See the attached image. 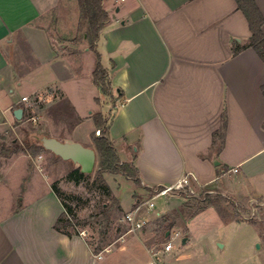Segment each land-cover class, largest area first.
<instances>
[{
  "label": "crops",
  "instance_id": "crops-1",
  "mask_svg": "<svg viewBox=\"0 0 264 264\" xmlns=\"http://www.w3.org/2000/svg\"><path fill=\"white\" fill-rule=\"evenodd\" d=\"M254 1L264 17V0ZM103 6L109 19L96 49L109 70L115 100L109 134L121 161L138 168L139 182L123 173H107L105 179L124 177L146 193L143 197L134 190L127 206L108 182L120 202L116 212L134 209L154 188L185 174L191 175L197 194L238 195L253 180L262 187L264 60L253 47H245L251 30L237 1L103 0ZM86 28L80 29L78 0H0V99L6 90L13 91L12 84L43 78L45 82L31 94L53 99L45 101L43 134L94 147L92 139L62 138L60 125L53 122L60 114L53 107L55 99L63 95L59 81L76 78L70 67L88 75L95 87L90 93L93 102L98 104L103 93L93 80L98 58L89 48ZM56 42L66 46L59 48ZM236 49L240 51L234 54ZM65 54L88 57L73 65L64 60ZM20 107L24 116L28 110L22 101L3 108L13 110L14 120L3 128L5 120L0 117V131L18 126L21 119L15 110ZM97 112L101 111L90 104L81 116L91 120L92 134ZM224 123V139L216 141L214 135ZM7 160L0 169L22 171L16 175L9 203L3 204L6 192L0 187V264H209L204 256L184 254L191 237L185 224L179 227L185 233L176 230L174 212H192L188 198L167 194L162 210L157 203L152 210L143 206L139 217L148 220L144 228L122 232L94 253L86 235H68L56 228L64 206L52 188V176L43 177L37 169L30 173L27 154ZM6 174H0V184ZM39 176L44 178L42 189L36 187ZM230 177L237 178L235 186L224 181ZM177 197L183 199L176 201ZM116 226L121 227L117 222ZM175 231L183 234L181 242L165 251L159 245L178 234Z\"/></svg>",
  "mask_w": 264,
  "mask_h": 264
},
{
  "label": "rangeland",
  "instance_id": "rangeland-1",
  "mask_svg": "<svg viewBox=\"0 0 264 264\" xmlns=\"http://www.w3.org/2000/svg\"><path fill=\"white\" fill-rule=\"evenodd\" d=\"M79 57L65 54L64 60L68 63L69 61L74 62L73 65H79L87 59L88 54ZM90 57L97 62L93 54ZM69 70L75 72L76 75L74 76L76 78L59 81L63 95L58 94L57 99H55V105L53 107L54 109H58L60 114L57 119H53V122L55 125H60L61 133L59 136L62 138L72 136L83 142H88L87 140L92 139L93 146V136L91 133L93 131V124L90 119L81 120V116L86 113L88 106L92 104L110 119L114 112V94L100 92L101 97L99 98V103L93 102L90 93L95 90V87L90 84L88 75L77 71L75 67H70ZM30 81L33 82H24L20 86L12 84L10 88L13 91L11 92L8 89L1 95L0 117L2 120H5V125L2 126L3 128L5 126L7 127L9 120H14L13 110L9 109L7 112H4L2 111L3 108L12 102L15 104L21 101L24 95L29 96L33 94L36 88L43 84L42 82H45L43 78L40 79L38 77L30 79ZM47 99L49 102L53 100L48 97ZM48 100L44 98L38 110L36 108L35 112L28 111L22 117L21 121L16 120L18 126L15 128L9 126L10 130L5 129L0 131V164L3 165L6 163L9 156L27 154L28 170L30 173L34 172V169H37L36 173H39L43 177H46L44 175L50 174L52 176V182H56L57 187L62 191L60 199H65L73 206L76 215L84 219L100 210L101 201L110 199L109 195H106L100 187L94 185V179L97 176L98 161L94 172L86 174L82 182L77 184L68 179L67 174L70 170L77 167L78 164L71 160H63L46 149L42 150L36 156L23 150V146L27 140L34 142V136H42L44 133L41 130L43 123L41 121V115L44 112L45 101L47 102ZM35 114L37 118L33 120L32 117ZM15 144L21 146V150L14 152ZM9 171L4 168L0 169L1 175L9 173L8 175L6 174V180H3L0 184V187L4 188L6 192L2 201L3 204H5L4 201L9 203L7 201H10L11 193L16 189V175L22 169L16 167ZM40 178L41 176L38 178V185L36 187L42 189L45 187V184L40 181L42 179ZM43 179L42 181H44ZM224 181L229 183V187L235 186L236 183L234 181H237V178L230 177L229 179H224ZM108 182L118 197L127 206L130 204L131 195L134 190L139 191L141 194L143 193V197L146 196V193L137 186L136 182L127 180L124 177L109 176ZM26 185L28 186V184ZM242 192L238 195H231L229 193L221 194L220 191L201 194L194 192L189 196L184 192L175 194L176 196L188 198L192 205V212L189 211V215L174 212V220L177 224L176 226H178L176 230L185 233L181 230L182 228H179L185 224L191 237V241L187 244L184 254L187 253L189 257L204 256L208 259L209 264H264V183L260 187V185H256V180H253L250 186L246 185L243 188ZM153 195L154 192L152 191L149 194V198ZM207 195L210 199H219L220 211L212 205L202 208V201L200 199ZM194 197H197L198 200ZM182 199V197H177L175 200L179 201ZM154 201L157 203V209L162 210L165 206L166 195L159 196ZM179 206L182 208L181 204ZM120 214V212H116V216ZM78 229L80 232H84L83 234L86 235L88 240H91L93 234L97 236L89 226H78ZM178 231H175V233H178V237L175 236L176 234H174L176 238L169 236L170 238L163 239L159 246L164 248L168 241L173 240L178 247L182 239L181 236L183 235ZM115 235L114 228L111 231V236Z\"/></svg>",
  "mask_w": 264,
  "mask_h": 264
},
{
  "label": "trees",
  "instance_id": "trees-1",
  "mask_svg": "<svg viewBox=\"0 0 264 264\" xmlns=\"http://www.w3.org/2000/svg\"><path fill=\"white\" fill-rule=\"evenodd\" d=\"M236 1L238 8L246 15L251 30L249 44L245 47H253L264 60V17L254 0ZM78 2L80 6V29L86 25V39L89 43V48L96 53L98 58L96 68L93 72L94 83L103 93H111L112 84L109 79V70L100 62V53L96 49L101 31L109 19L108 11L103 6V0H78ZM239 51L240 49L234 50V54ZM93 119L96 129L100 130L99 135H97L96 132L92 134L98 161L96 170L97 176L94 179V185L100 187L106 195H109L110 199L101 201L100 210L84 219L79 218L76 215L73 206L63 199L62 204L64 206V212L58 218L56 228L68 235H72L73 233L80 232L78 226H89L97 236L93 234L91 240H87V242L92 251L98 253L110 245L114 238L120 236L123 232L121 227L115 225L116 211L120 207V202L117 197L113 196L111 187L105 179V174L123 173L125 176L139 182V170L133 162L121 161L117 148L109 134L111 118L108 119L102 112H97L93 115ZM225 131L226 123H224L215 133L214 137L216 138V141L218 138H220V140L224 139ZM42 136H34V142L27 140L23 146V150L30 152L33 156H36L42 150H45L46 148H44L40 140ZM19 150H21V146L15 144L13 151L17 152ZM85 176L86 174L81 171L79 165L70 170L67 174V178L77 184L82 182ZM52 188L61 198L62 191L57 187L56 182L53 183ZM194 198L198 200L197 197ZM200 200L202 201V208L212 205L215 206L218 211L221 209L219 199H210L207 195ZM114 228L116 235L111 236V231L114 230Z\"/></svg>",
  "mask_w": 264,
  "mask_h": 264
},
{
  "label": "built area",
  "instance_id": "built-area-1",
  "mask_svg": "<svg viewBox=\"0 0 264 264\" xmlns=\"http://www.w3.org/2000/svg\"><path fill=\"white\" fill-rule=\"evenodd\" d=\"M1 83L2 80L0 78V84ZM44 98V95L39 94L31 96L25 95L21 98V101L24 103L25 109L31 112H35L36 108L40 106V103L43 101ZM36 118V114L33 115L32 119L36 120ZM96 134L99 135L100 130H96ZM235 171H237V169H235ZM153 192L154 195L148 198L145 202L140 203L134 209L117 216L116 222L121 226L124 234L136 232L137 230H140L145 227V225L148 223V220L145 218H140L139 212L143 206H146L150 210L154 209L156 205L154 201L155 198L167 194H179L184 192L189 196L191 193H194V190L191 188V175L185 174L180 179L176 180L170 185L154 188ZM80 233L83 234L84 232ZM175 236L178 237V234H176ZM173 247V240H170L165 244L164 250L170 251ZM156 260L157 259H154V263L156 262Z\"/></svg>",
  "mask_w": 264,
  "mask_h": 264
},
{
  "label": "water",
  "instance_id": "water-1",
  "mask_svg": "<svg viewBox=\"0 0 264 264\" xmlns=\"http://www.w3.org/2000/svg\"><path fill=\"white\" fill-rule=\"evenodd\" d=\"M59 48H64L66 44L56 42ZM23 109L17 108L15 110V117L22 119ZM42 145L47 150L53 152L55 155L60 156L64 160H71L81 167V171L85 174H90L94 171L97 163V151L94 147L86 146L77 141H62L53 136L44 135L40 138ZM219 164V161H215ZM188 238H184L182 243H186Z\"/></svg>",
  "mask_w": 264,
  "mask_h": 264
}]
</instances>
